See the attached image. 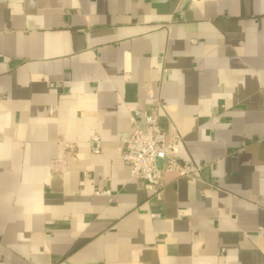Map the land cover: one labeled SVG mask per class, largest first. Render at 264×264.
I'll list each match as a JSON object with an SVG mask.
<instances>
[{
  "label": "crops",
  "instance_id": "0c3cea01",
  "mask_svg": "<svg viewBox=\"0 0 264 264\" xmlns=\"http://www.w3.org/2000/svg\"><path fill=\"white\" fill-rule=\"evenodd\" d=\"M150 93L202 167L153 191ZM0 264H264V0H0Z\"/></svg>",
  "mask_w": 264,
  "mask_h": 264
},
{
  "label": "built area",
  "instance_id": "2783aa9c",
  "mask_svg": "<svg viewBox=\"0 0 264 264\" xmlns=\"http://www.w3.org/2000/svg\"><path fill=\"white\" fill-rule=\"evenodd\" d=\"M155 105L149 111L135 108L129 114L130 132L119 139L118 151L120 158L128 165L129 174L144 180L147 190H155V183L164 172H173L182 176H199L202 170L200 165L191 161H181L178 158L179 143L182 136L171 126L168 131L158 125L160 101L150 93ZM142 118L143 124H140ZM219 121L218 116L212 117V122ZM67 145V144H66ZM73 146L72 143L67 145ZM91 151L98 154L101 150V139L93 135L90 139ZM158 159L162 160V167H157ZM84 175H87L85 173ZM97 194L110 195L109 190L96 191ZM159 197V193L157 192Z\"/></svg>",
  "mask_w": 264,
  "mask_h": 264
},
{
  "label": "water",
  "instance_id": "95a60500",
  "mask_svg": "<svg viewBox=\"0 0 264 264\" xmlns=\"http://www.w3.org/2000/svg\"><path fill=\"white\" fill-rule=\"evenodd\" d=\"M157 167L160 169L162 167V160L158 159L157 161Z\"/></svg>",
  "mask_w": 264,
  "mask_h": 264
}]
</instances>
